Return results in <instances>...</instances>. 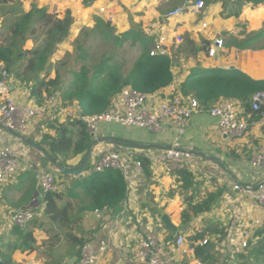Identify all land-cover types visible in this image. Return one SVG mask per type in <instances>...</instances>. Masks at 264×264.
Returning <instances> with one entry per match:
<instances>
[{"label": "crops", "instance_id": "crops-1", "mask_svg": "<svg viewBox=\"0 0 264 264\" xmlns=\"http://www.w3.org/2000/svg\"><path fill=\"white\" fill-rule=\"evenodd\" d=\"M21 2L26 13L31 11L33 4L40 9L48 10L50 14L57 15L59 19L70 13L74 21L72 33L75 32L77 35L83 28H94L96 17L106 20L112 16L115 19L113 27L118 35L129 32L133 25H136L153 44L163 40L167 47H170L175 36L179 35L183 36L186 42H193L197 48L205 45L211 47L217 39L222 38L225 47L213 58L208 56L207 51H201L196 56L177 54L173 74L175 81L181 84L190 75L203 70H236L252 80L264 81V49L240 50L233 46V41L241 42L248 35L264 29V5L256 8L248 5L238 19H223L222 1L213 5L206 4V9L200 14L188 11L177 18L167 20L165 16L168 12L183 5L194 4L195 1L98 0L89 7L85 6L84 0H21ZM101 8H106L107 14L100 13ZM9 21L11 20L0 16V45L9 34L7 28ZM203 24H207V28H203ZM32 42L29 39L24 49L32 50L34 47ZM11 75L14 95L19 101L27 100L41 106L45 97L49 96L43 90L42 100L39 101L33 96V83L28 84L17 79L15 73ZM55 78L48 77V80ZM169 91L170 86L159 93ZM53 93L55 91H52ZM231 101L239 117L250 125L244 138L233 139L224 136L219 129L218 121L207 113L194 116L187 124L186 138L182 140L181 148L193 154L199 165L198 173H191L193 181L190 187L183 186L178 174L167 175L163 167L154 168L149 164L148 174L140 177L135 192L128 195L127 200L119 208L114 211H99L98 214L86 213L88 216L81 218L79 230L76 227L75 235L79 239L84 237L85 243H91L97 253L102 242L108 245L107 254L99 264H136L133 250L139 240L148 237L159 243L161 255L168 264H194L195 260H200L195 256V249L198 246H194L193 243L199 244L203 240L213 244L211 252L218 264H224L225 261L231 263L238 255L232 252L230 247V240L234 235L247 230L253 233L258 229L264 231V209L248 196H240L233 191L234 185L256 191L264 182V173L254 171L250 165L252 153L264 146V125L250 107L247 108L238 100ZM63 103L60 100L65 112L70 105L65 106ZM64 112L57 111L51 121H37L28 138L49 152L48 145L51 138L56 137L57 127L66 126L71 121L66 118ZM176 135L177 131L168 123L164 124L161 134L158 135L137 128L120 131L106 124L101 127V138H116L139 147L100 144L94 149L91 162L106 148L120 147L117 149L133 151L131 153L149 150L162 152L174 144ZM21 142L13 134L0 129V148L8 145L20 146ZM124 147L127 149H123ZM21 154H24L20 158L21 173L15 182L0 188V246L7 251L8 247L18 244L19 236L14 230L20 228L12 226L9 219L17 211L33 209L38 214L36 221L30 223L27 230H20L21 233L33 231L36 250L15 251L12 254L13 263L80 264L81 246L69 245L64 240V234L58 232L55 224L53 225L42 213L43 195L39 188V178L46 170L56 173L55 166L44 160L45 157L39 151L25 143ZM83 157L84 155L68 158L63 156L60 157V161L76 170L81 166ZM213 159L222 163L230 174ZM57 179L59 192L72 187L79 177L66 178L57 174ZM37 192L39 195L36 198ZM209 197H214L211 210L194 215L193 208L206 202ZM124 211L126 217L121 216ZM185 215L190 218L188 223L184 221ZM172 222L179 223L180 229L173 226ZM257 222H260V225H257ZM37 224H41L42 228L36 227ZM212 228L215 232L211 230ZM203 233L204 239L191 241ZM178 234L187 237L185 255L177 256L175 242ZM254 238L256 243L260 242L264 238V233L258 232ZM253 241L250 242L252 245ZM224 250L227 251L226 254H223ZM51 255H54V258L49 257Z\"/></svg>", "mask_w": 264, "mask_h": 264}, {"label": "trees", "instance_id": "trees-1", "mask_svg": "<svg viewBox=\"0 0 264 264\" xmlns=\"http://www.w3.org/2000/svg\"><path fill=\"white\" fill-rule=\"evenodd\" d=\"M96 1L98 0H84V4L89 7ZM193 1H203L207 5L223 1L224 8L221 13L223 19H238L248 5L254 8L264 5V0ZM0 16L11 20L7 25L9 34L0 45V63H4L11 73H15L17 79L28 84L33 82V96L39 101L42 100L43 90L47 95H50L52 91L60 89L63 86V80L59 70L56 71L55 79L48 80L50 70H46V65L58 46L70 36L74 22L71 14L67 13L64 19H59L56 15L49 14L47 10L38 8L36 4H33L31 11L26 13L21 0H0ZM94 21L95 27L84 28L79 37L81 40L78 39L75 42L78 45L77 52L82 53L84 60H93L94 65L92 68L82 65L79 72H74L72 84L67 87L65 93H62L65 106L75 105L86 116L98 115L107 111L112 100L124 87L130 86L145 94H155L172 85L175 81L173 62L167 57H152L150 55L155 45L142 33L139 27L133 25L129 32L118 35L111 23L103 18L96 17ZM40 31H42L40 34L44 35L42 41L37 37ZM91 36L101 38L102 43L98 44L104 45L105 43L113 49L109 50L106 55L102 54L96 60V57L94 58L85 49L88 45L87 38ZM36 38L37 40H34ZM29 39L38 43L33 50L24 49ZM128 45L140 48L139 56L129 66L128 61L119 59L120 50ZM233 46L240 50L264 49V29L259 33L248 35L241 42L233 41ZM207 49V45L197 48L193 42L184 40V44L178 52L196 56L199 52H205ZM25 61H27L25 70L20 71V65ZM65 66L66 62L58 63V67ZM45 72V77L39 79V75ZM180 91L184 96L196 97L203 105L223 99L238 100L244 103L247 108H251L252 97L256 93L264 92V81L252 80L236 70H203L186 78ZM56 133V137L51 138L48 147L49 153L60 165L65 163L60 161V157L63 156L68 158L84 155L85 157L93 141L81 121L71 120L66 126L60 125L56 129ZM44 160L47 161L46 158ZM141 160L145 166V173L148 174L149 162ZM178 175L179 181L183 182L185 188L192 185L193 176L190 172L182 171ZM127 197V188L122 173L107 170L81 177L65 191L44 195L41 205H45V208L42 213L53 225L57 226L58 232L64 234V240L69 245L78 247L82 246L86 239L84 237L79 239L75 235L76 227L79 230V221L81 220V217L74 215L75 203H79L77 209L80 214L104 210L114 211L127 200ZM213 202L214 197H209L206 202L194 207V215L209 212ZM184 221L188 223L190 218L185 215ZM36 227L42 228L41 224H37ZM211 230L215 232L214 228ZM14 233L19 236L18 244L8 247L7 251L0 246V262L3 264H15L12 261V254L15 251L34 252L36 250V240L32 230L21 233L20 229H15ZM204 238L205 233L192 238L191 241L197 242ZM246 251L247 253L237 255L236 264H264V238L255 245H250ZM195 256L205 264H218L213 253L208 252L206 248L197 247ZM49 257L54 258V255ZM224 264H230V262Z\"/></svg>", "mask_w": 264, "mask_h": 264}, {"label": "built area", "instance_id": "built-area-1", "mask_svg": "<svg viewBox=\"0 0 264 264\" xmlns=\"http://www.w3.org/2000/svg\"><path fill=\"white\" fill-rule=\"evenodd\" d=\"M206 6L205 2L197 1L194 4L177 7L165 17L167 20H171L188 11L200 14L206 9ZM100 13L107 14V9L101 8ZM106 21L113 26L115 19L109 16ZM203 28H207V24H203ZM183 42V36H175L172 45H180L176 54L179 53ZM172 45L167 47L162 40L155 45L150 55L169 58L173 62L174 68L177 55L171 53ZM224 47V40L222 38L217 39L211 47H208V56L210 58L215 57L217 52ZM181 85L179 81H174L169 92H157L155 94H145L130 86L124 87L112 100L107 111L98 115L86 116L78 109L65 110L64 112L60 99L53 94L46 96L41 106L27 100L19 101L14 95L11 72L4 63H0V125L28 138L37 121H51L56 116V112L60 110L65 113L66 118L72 121H81L93 140H97L101 138V127L106 124H115L127 129L137 128L155 135L161 134L164 124H170L177 131V135L174 138V144L165 151L149 150L131 153L116 147L106 148L98 153L96 160L90 163L92 170L86 172L87 176L107 170L119 171L124 177L128 195H132L140 177L145 174V166L141 159L148 161L154 168L163 167L167 175L179 174L182 171L198 173L197 158L190 152L184 151L179 142L186 133L188 122L194 116L201 113L209 114L218 121L222 134L229 138L242 139L249 131L250 125L239 117L233 101L221 99L203 105L194 96H184L180 91ZM250 104L252 111L258 115L264 125V92L256 93ZM23 149L24 144L22 142L20 146L8 145L0 148V188L15 182L21 173L20 158L24 156L21 154ZM250 165L254 171L264 173V146L252 153ZM57 182V174L54 171L42 172L39 178L41 194L44 196L58 192ZM233 191L240 196H248L255 204L264 209V186L254 191L251 188L234 185ZM44 208L45 205H43ZM125 211L121 216L126 217ZM98 212L96 211L97 214ZM37 216L38 214L33 209H22L15 212L10 217L9 222L12 226L25 230L31 222L36 220ZM256 224L260 225V222ZM173 226L177 229L181 227L179 223H173ZM252 239L253 232L250 230L234 235L230 240L232 252L235 254L243 253L250 247ZM186 243L187 237L178 234L175 242L177 256L187 254ZM193 245L206 248L211 243L209 244L208 240H203L199 244L193 243ZM107 251L108 245L105 242L101 243L98 253L91 243H84L80 250V264H99ZM133 254L136 264H168L161 255L159 243L150 237L139 240ZM194 264L205 263L201 260H195Z\"/></svg>", "mask_w": 264, "mask_h": 264}, {"label": "rangeland", "instance_id": "rangeland-1", "mask_svg": "<svg viewBox=\"0 0 264 264\" xmlns=\"http://www.w3.org/2000/svg\"><path fill=\"white\" fill-rule=\"evenodd\" d=\"M44 9V8H43ZM46 10V9H45ZM172 11V10H171ZM170 11V12H171ZM47 12H49L47 10ZM169 13V12H168ZM50 14V13H49ZM51 15H55V14H51ZM67 15V13H66ZM65 15V16H66ZM57 16V15H56ZM58 17V16H57ZM65 18V17H64ZM63 18V19H64ZM95 20V19H94ZM73 26V25H72ZM72 27H71V30H70V36L69 38L63 42L62 44H60L58 46V49L51 55V59L49 60L48 64L46 65V70L49 69L50 70V74H49V77H56V71L57 69L59 70V73L61 75V78L63 80V86L56 90L55 93H53V95H56L58 98H60L61 102H63L62 100V93L64 92L65 93V90L67 89L68 86H70L73 82V74L74 72H79V70L81 69L82 65H86L88 68H92V66L94 65V62L93 60L90 61V60H84L82 58V53L80 52H77V47L78 45L75 43L78 39L81 40L79 37H80V34H81V31L84 29H82L78 35L74 32L72 33ZM92 29V28H91ZM42 31L39 32V36H37L41 41L43 40L44 38V35H41ZM148 38V37H147ZM149 39V38H148ZM34 40H37L34 39ZM32 41V40H31ZM87 42H88V45L85 47V49L87 50V52L92 55L96 60H98L102 54H107L109 50L113 49L110 45L108 44H98L99 42H101V38H97V37H89L87 38ZM34 47H37L38 43L36 44L34 41L32 42ZM102 43V42H101ZM157 44V43H155ZM184 44V42L182 43V45ZM180 45L176 46V45H172V48H171V53H173L174 55H177L176 52L178 50V47ZM30 47H31V44H30ZM29 47V48H30ZM34 47L32 48V50L34 49ZM139 53H140V48L139 47H132L130 45H128L126 48L120 50V56H119V59L121 60H125V61H128V66L130 65V63H132L134 60L137 59V57L139 56ZM70 54V55H69ZM116 59V58H115ZM60 61H63V62H66V66L65 67H58V63ZM27 61L21 63L20 65V68L21 70L20 71H24L25 70V67L27 65L26 63ZM119 62V61H118ZM26 64V65H25ZM23 65H25V67L23 68ZM53 73V74H52ZM12 74V73H11ZM45 73H42L39 75V79H43L45 77ZM52 75V76H51ZM33 83V82H32ZM34 84V83H33ZM69 105V104H68ZM70 108L68 109V111L70 109H75L77 110L78 108L75 107V105H70L69 106ZM111 126H113L114 128H117L119 129L120 131H125V127H122V126H119V125H115V124H110ZM136 128H131V130H134ZM185 135L179 140V142L181 143L182 145V140L184 141L185 140ZM24 144V143H23ZM107 146V145H105ZM183 146H184V143H183ZM116 148H120V147H116ZM123 149H127V148H123ZM129 149V148H128ZM131 150V149H129ZM127 152H133V151H127ZM59 161V160H58ZM91 163V162H90ZM88 164V167H87V170L86 172H90L92 170V167H91V164ZM62 166L64 167H67L69 169H71L70 167L67 166V163H62ZM55 171H56V174H60V175H63L64 177L68 178L69 176L66 175L65 173H62L60 171H58L56 168H55ZM88 174H83L82 176H80L79 178L81 177H86ZM28 176H26L27 178ZM71 177V176H70ZM73 177V176H72ZM79 180V179H77ZM25 182V180H24ZM65 191V190H64ZM77 204L79 203H75V206L76 208H74V215L75 217H87L88 215L85 213V214H80L78 209H77ZM39 219V217H38ZM41 219V218H40ZM44 219V218H43ZM57 227V226H56ZM30 228V227H29ZM28 229V228H26ZM58 229V228H57ZM259 230V229H258ZM256 230L257 232H254V236H253V245L256 244V240H255V236L258 232H261L262 231H258ZM258 240V239H257ZM251 244V243H250ZM252 245V244H251ZM223 254H226L227 251L224 250L222 251ZM247 253V251H246ZM237 258V257H236ZM236 258L234 261H232L230 264H236ZM236 261V262H235ZM226 263V261H225ZM0 264H3L2 262H0Z\"/></svg>", "mask_w": 264, "mask_h": 264}, {"label": "water", "instance_id": "water-1", "mask_svg": "<svg viewBox=\"0 0 264 264\" xmlns=\"http://www.w3.org/2000/svg\"><path fill=\"white\" fill-rule=\"evenodd\" d=\"M0 129H3L11 134H13L14 136H16L19 140H21L23 143L33 147L34 149H36L37 151H39L46 159L48 162H50L52 165L55 166V168L62 172V173H65L69 176H74V177H80L82 176L83 174H86V170H87V167H88V164L91 162V158H92V155H93V152H94V149L100 145V144H110V145H123V146H129V147H139L135 144H132L128 141H121L119 139H116V138H109V137H102V138H99L97 140H93L88 148V151L86 152V155L84 157V160L81 164V166L76 169V170H73V169H69L67 167H64L62 165H60L57 161H55V159L51 156V154L49 152H47L44 148H42L41 146L37 145L36 143H34L32 140H30L29 138L17 133V132H14V131H11L9 129H7L6 127L4 126H1L0 125ZM214 161L220 163L218 160L216 159H213ZM223 168L227 171L228 174H230V172L226 169V167L220 163ZM262 186H264V182L258 186V189H260ZM257 189V190H258ZM39 195V193L37 192L36 193V198L37 196ZM168 224H169V221H168ZM206 250L208 252H211V250H213V244L209 245L208 247H206Z\"/></svg>", "mask_w": 264, "mask_h": 264}, {"label": "bare ground", "instance_id": "bare-ground-1", "mask_svg": "<svg viewBox=\"0 0 264 264\" xmlns=\"http://www.w3.org/2000/svg\"><path fill=\"white\" fill-rule=\"evenodd\" d=\"M237 110V109H236ZM237 113H238V111H237ZM229 138V137H228Z\"/></svg>", "mask_w": 264, "mask_h": 264}]
</instances>
